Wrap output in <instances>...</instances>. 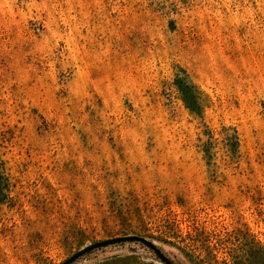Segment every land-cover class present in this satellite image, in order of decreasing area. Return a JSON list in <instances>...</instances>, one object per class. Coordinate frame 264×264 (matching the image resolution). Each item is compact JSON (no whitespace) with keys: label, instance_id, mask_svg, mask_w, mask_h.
Listing matches in <instances>:
<instances>
[{"label":"rangeland","instance_id":"obj_1","mask_svg":"<svg viewBox=\"0 0 264 264\" xmlns=\"http://www.w3.org/2000/svg\"><path fill=\"white\" fill-rule=\"evenodd\" d=\"M0 161V264H264V0H0Z\"/></svg>","mask_w":264,"mask_h":264},{"label":"trees","instance_id":"obj_2","mask_svg":"<svg viewBox=\"0 0 264 264\" xmlns=\"http://www.w3.org/2000/svg\"><path fill=\"white\" fill-rule=\"evenodd\" d=\"M174 83L179 94V99L188 112L191 115L203 117L206 108L203 92L193 84L186 82L184 77L177 79Z\"/></svg>","mask_w":264,"mask_h":264}]
</instances>
